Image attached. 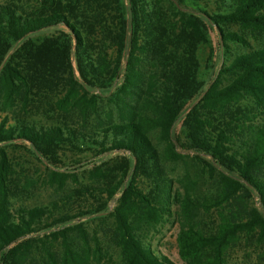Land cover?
Returning <instances> with one entry per match:
<instances>
[{
    "label": "trees",
    "instance_id": "trees-1",
    "mask_svg": "<svg viewBox=\"0 0 264 264\" xmlns=\"http://www.w3.org/2000/svg\"><path fill=\"white\" fill-rule=\"evenodd\" d=\"M175 1L31 0V12L0 3V264H175L145 240L174 216L167 204L184 264H225L241 240L242 257L264 264V0L221 1L215 12ZM208 25L219 31L222 64L207 80ZM56 26L65 30L37 36ZM85 32L99 35L95 45ZM33 99L73 122L23 120ZM19 143L60 190L67 178L76 185L64 205L91 195L90 181L103 182L105 200L75 213L12 207L18 177L7 148ZM69 147L123 155L83 169L89 181L80 182L51 164ZM173 161L185 162L180 190L164 172ZM211 210L217 222L203 225L199 213Z\"/></svg>",
    "mask_w": 264,
    "mask_h": 264
},
{
    "label": "rangeland",
    "instance_id": "rangeland-1",
    "mask_svg": "<svg viewBox=\"0 0 264 264\" xmlns=\"http://www.w3.org/2000/svg\"><path fill=\"white\" fill-rule=\"evenodd\" d=\"M188 8H200L205 10L206 12H215L217 8L220 7L221 1H229V0H185ZM11 3L15 4L22 11L31 12L34 10L33 4L31 0H0V3ZM176 4V1L173 0ZM61 26L51 27L42 29L38 31L37 36H44V35H51L55 34L57 30L62 29ZM223 29L232 30L238 32L242 35H247L248 33L238 28L236 25H228L222 27ZM65 30V28H63ZM67 30V29H66ZM208 37L210 41V45L212 48L213 56H212V66L210 73L205 75L207 80L210 76L216 73L217 69L220 68L222 64V60L220 57V35L219 31L216 26L208 25L207 28ZM86 36V39L91 40L95 45V41L99 38V35H94L93 33H83ZM86 41V40H85ZM247 41L249 44H255L253 38L250 36L248 37ZM86 44H88L86 42ZM74 46V41L72 42V48ZM241 48V47H240ZM125 49L122 58H121V67L125 65V57L126 51ZM106 52L110 55V50L106 49ZM205 51L200 52L199 54V62L202 61V58L205 56ZM70 63L74 69V73L77 74V71L74 66V60L70 56ZM202 69V68H201ZM203 71V70H201ZM206 80V82H207ZM205 82V84H206ZM199 96L194 98L195 102ZM34 102L30 101L28 104V111L26 115L22 117L23 120L32 123H40V124H68L73 122L72 118L67 115H59L56 112L52 111V108H46V102H41L40 99H33ZM37 105V106H36ZM39 105V107H38ZM188 104L185 105V109H187ZM180 125V121H176L173 126V133H177L178 128ZM71 147L67 148L66 150L60 151L55 156L53 162L51 164L56 168L57 171L61 173H68V174H76L77 179L80 182L89 181L85 178L86 173L84 174L81 172L83 169H90L94 163H98L99 160L110 159L114 157H118L123 155V152H113V153H103L95 155L92 151L85 150L83 147H76L70 151ZM9 159L13 165V170L16 172L18 180L16 182V186L12 196L9 198L10 204L12 207H31L33 205H47L54 203L56 204L59 210H68L69 213H75L79 210H82L84 206H96L99 202L105 200L106 193L98 194L101 189L103 188V182H91L90 186L94 187V191L91 195L76 199V197H69L68 198V205H64L63 201L68 197V189L76 188V185L72 184L69 179L67 178L65 185H63L62 189L55 185V183H51L48 180L46 174L45 163L43 160H38L34 158L26 145L24 144H15L14 146L7 148ZM182 153H185L184 151ZM112 163H116L114 160H111ZM185 162L182 161H173L167 162L164 165V172L167 178L170 179V187L171 190H180L178 183L176 180L178 177L181 176L183 173V168ZM106 169H110L112 172L117 173V170L113 168L112 164ZM112 165V167H111ZM107 170V173H108ZM82 174V175H81ZM114 175H112V178ZM138 186L143 189V192L151 195L155 193V189L151 186H148L146 182H142L139 179ZM80 184V183H79ZM98 195L101 197H98ZM75 199L74 201H72ZM253 201L255 197L252 198ZM106 204L110 209L114 204V199H107ZM256 204V203H255ZM168 208L174 215L167 216L165 215L162 220L148 233L145 235L147 242H149L150 247L158 252L161 255L166 256L168 259L173 261L175 264H184L183 261L179 258L177 254V246L175 242V236L178 231V222L176 220V206L167 204ZM200 221L203 225L213 226L217 222V216L215 211L211 210L208 214L199 213L198 215ZM245 248L247 247L243 244V241H238L236 244L229 247L226 257H225V264H252L253 258L245 259L242 257V253L245 252ZM247 251V249H246Z\"/></svg>",
    "mask_w": 264,
    "mask_h": 264
}]
</instances>
